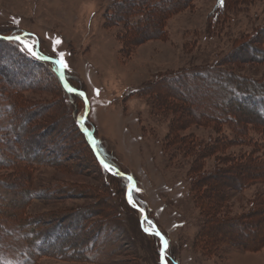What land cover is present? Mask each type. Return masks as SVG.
<instances>
[{"label": "rangeland", "instance_id": "374dc122", "mask_svg": "<svg viewBox=\"0 0 264 264\" xmlns=\"http://www.w3.org/2000/svg\"><path fill=\"white\" fill-rule=\"evenodd\" d=\"M217 4L0 0V36L66 64L65 82L87 99L64 97L48 66L1 44L2 264H162L152 226L168 240L163 264H264V135L240 141L247 120L260 122L224 101L239 92L230 76L264 86V0ZM85 109L127 188L76 130ZM130 187L149 225L125 205ZM32 223L70 237L36 253Z\"/></svg>", "mask_w": 264, "mask_h": 264}, {"label": "trees", "instance_id": "16d2710c", "mask_svg": "<svg viewBox=\"0 0 264 264\" xmlns=\"http://www.w3.org/2000/svg\"><path fill=\"white\" fill-rule=\"evenodd\" d=\"M225 1L226 0H222V2H221V0H218L217 9L222 10L224 8V6H225ZM24 41H26V40H24ZM27 42L30 43L29 41H27ZM1 44H14V45H16L22 54H25L28 58H30L31 60H33L34 62H36L35 63L36 64V67L40 66L41 64L48 66L51 74L53 75V77H54V79H55V81L57 83L58 88L62 92V95L64 97H68V98H76L79 102L83 103L82 99L79 96L69 94V93H67L64 90V88L62 87V85L59 82L55 65H53L52 63H49V62H44V61H39V60L34 59L33 57H31L28 54V52L20 44H18L16 42H7V41H4V40H0V46H1ZM18 57H20V55ZM24 62H25L24 60L21 61V63H24ZM25 63H26V65L27 64L29 65V62H25ZM26 65H24V67ZM229 78L231 79L230 81H231L232 87H233L232 91L233 92L234 91H239V92H235V94L230 95V97H229L230 100L228 98V99H224V101L228 104V102L232 100V101L236 102L241 107V109H246L248 111H251V112L256 113V115H257L256 117L257 118H255L256 120L254 119V121H255V123L260 122V124H258V123L257 124H254V123L250 122L249 120H247V122L244 123V124H246V126L243 129V131H241L239 134H237L238 137H239V139H240V141L242 140V142L247 143V144H250V143H252L254 141L251 138V135H250L251 132H254L256 136L257 135L258 136L259 135L260 136H263L264 135V86L259 85V84L246 83V82H244V80H239V79L236 80V79H233V77H231V76ZM67 80H68L69 85L73 89H77L75 86H73L71 84V82L69 81L68 78H67ZM77 90H79V89H77ZM222 121L224 123H219L218 122L217 123V126H219L220 124L221 125L229 124V121L226 120V119H223ZM75 128L78 131L79 135L82 137V139H83L85 145L87 146V148H88L91 156L93 157V159H94V161H95L98 169L102 173L108 175L110 178L115 179V180L122 181L124 183L123 184V189H124V186L127 184V183L125 184V182H127V179H125L123 177L113 176V175L109 174L108 172H106L105 169L102 167V165L98 162L97 158L94 156V154H93V152L91 150L90 144H89V142L87 140L88 138L80 131L78 125L76 124V121H75ZM248 128H250L251 130H248ZM225 136H227V135H225ZM231 139L234 142V139H235V133L234 132H233V137H231ZM96 147L98 149V152H99V155H100L101 159L105 163H107V164L111 165V167H113L114 164L111 163V162H109L108 159L105 158L104 155H103V153L99 150V146H98V143L97 142H96ZM185 149H187V147ZM244 154H242V155L244 157H247L249 159V157H250L248 155L249 153L246 154V155H244ZM125 187L127 188V185ZM124 192H125V196H126V191L124 190ZM131 198L134 200L133 194H131ZM124 199L125 198H123V200ZM125 201L126 200H124L125 205L127 207H130L128 205V203L125 202ZM139 207L145 211V213L147 215L146 217L148 218L149 213H148V210L146 209V207H144L142 205H140ZM130 209L132 211H135L133 208H130ZM150 219L148 218V220H150ZM6 221L11 222L12 220H10L9 218H7ZM151 221H153V220H151ZM27 226L32 227V229L28 232V234L31 235V238L30 239L28 238V240H30L29 242L26 241V243L28 242L27 243V246L29 245L31 248H34V251H36V253H39V254L48 245H49L48 247L50 248L51 245L56 244L58 241L59 242L62 241V239H65L67 236L70 237L69 230L67 231V229L62 228V227H58V229H56L55 232L53 233L52 237H46L44 235V233H40V231H39L40 226H39L38 223H32L31 225L30 224H27ZM151 238H153L157 242L158 250H159V247H160V244H161L159 238H157L154 235H151ZM167 242H168V240H167ZM82 247H83L82 248V252H83V254L85 256L86 255L85 254L86 252H88L89 250H92L94 248V243H93L92 239H90V241H88V243L85 244V245H83ZM34 257H36V256L35 255L34 256L30 255V257L27 258V260H26L27 262H24V264H26V263L31 264L33 262V260H34ZM0 264H2L1 247H0ZM169 264H178V263L176 261H174V262H169Z\"/></svg>", "mask_w": 264, "mask_h": 264}, {"label": "water", "instance_id": "95a60500", "mask_svg": "<svg viewBox=\"0 0 264 264\" xmlns=\"http://www.w3.org/2000/svg\"><path fill=\"white\" fill-rule=\"evenodd\" d=\"M14 38V37H13ZM0 40H4V41H13V42H18V43H20L21 45H23V46H25V44L24 43H21V42H19V41H16L15 39H5V37H1L0 36ZM21 41V40H20ZM45 61H48V62H51V63H53V64H55L56 66H57V68H58V76H59V81H60V83L62 84V86H63V88L67 91V92H69V93H71L72 95H78V96H81L82 97V99H83V103H84V106H85V108H87V99H86V97H85V95H84V93L83 92H80V91H77V90H74V91H69V89H70V87L67 85V83L65 82V79H64V70H63V67H62V64L61 63H59L58 61H56V60H53V59H50V58H45L44 59ZM72 89V88H71ZM95 94H97L96 92H95ZM87 110L85 109V111H84V114H83V117H84V119H86V116H87ZM79 129L85 134V136L89 139V141H90V147H91V150H92V152H93V154H94V156L98 159V161H100V163L102 162V159L100 158V155L98 154V151H97V148H96V143L93 141V139L91 138V136L89 135V133L86 131V130H84V121H82L81 123H79ZM103 166H104V164L103 163H101ZM105 167V166H104ZM107 170H109L110 168H106ZM116 171V170H115ZM127 179H129V178H127ZM130 191L131 190H129L128 191V194H130ZM127 202H128V204L133 208V209H135L136 211H138V213H139V215L143 218V219H146V215H145V213L140 209V208H138L136 205H134L133 203H131V202H129V199L127 198ZM153 232H154V234H156V233H158V231H157V229L155 228V227H153ZM156 236L157 237H161V235L159 234V235H157L156 234ZM165 240V239H164ZM162 241V240H161ZM162 243H163V252H164V250L166 249V245L164 244V242L162 241Z\"/></svg>", "mask_w": 264, "mask_h": 264}, {"label": "snow or ice", "instance_id": "6c2138e0", "mask_svg": "<svg viewBox=\"0 0 264 264\" xmlns=\"http://www.w3.org/2000/svg\"><path fill=\"white\" fill-rule=\"evenodd\" d=\"M221 2H222V0H221ZM5 39H15L16 41H19V42L23 43V41H20V38L19 37H14V38L13 37H5ZM25 47L28 48V51L32 55H34V56L37 55L36 52H35V50H34V47H31V46H28V45H25ZM64 67L66 68L67 65L65 64ZM69 91H74V89H71L70 88ZM101 163H103V161ZM104 166H105V168H110V166L107 165V164H105ZM156 234L159 235V233H156ZM160 239L164 242L165 245L167 244V241L164 240V237L163 236H161ZM161 262H162V264L164 262V253L163 252L161 253Z\"/></svg>", "mask_w": 264, "mask_h": 264}, {"label": "bare ground", "instance_id": "6f19581e", "mask_svg": "<svg viewBox=\"0 0 264 264\" xmlns=\"http://www.w3.org/2000/svg\"><path fill=\"white\" fill-rule=\"evenodd\" d=\"M82 121H84V126H85V119H84V117H83V115L81 116V118H80V120H79V123H81ZM79 123H78V125H79ZM79 127V126H78ZM84 130H85V127H84ZM81 131V130H80ZM82 132V131H81ZM83 133V132H82ZM84 134V133H83ZM85 135V134H84ZM98 151V150H97ZM99 154V153H98ZM98 160V159H97ZM100 162V161H99ZM121 177H123V178H125V179H127L128 177L127 176H124V175H121ZM128 181H130V179H127ZM129 190H133V187H130V189ZM127 194H128V192H127ZM128 196H129V194H128ZM128 196H127V198H128ZM129 199V198H128ZM69 236H67L66 238H68ZM65 238V239H66ZM64 240V239H63ZM167 245V244H166Z\"/></svg>", "mask_w": 264, "mask_h": 264}]
</instances>
